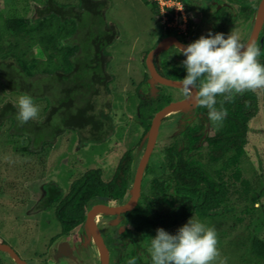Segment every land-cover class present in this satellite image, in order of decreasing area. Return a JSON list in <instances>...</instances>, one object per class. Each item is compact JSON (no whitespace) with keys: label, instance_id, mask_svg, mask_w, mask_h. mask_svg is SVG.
<instances>
[{"label":"trees","instance_id":"obj_1","mask_svg":"<svg viewBox=\"0 0 264 264\" xmlns=\"http://www.w3.org/2000/svg\"><path fill=\"white\" fill-rule=\"evenodd\" d=\"M30 1L44 6L37 10L36 17H27ZM76 1L77 8L57 0H13L16 6L27 4L21 10L23 17L15 10L13 15H5L0 5V85L6 92L45 103L41 120L32 119L21 125L16 118L17 104L0 102V127L10 123L9 143L16 152H42L69 131L80 137L82 146L102 144L115 135L111 100L96 106L102 91L105 97L111 94L113 82L102 59L109 45L103 6L95 0ZM140 1L162 18L157 2ZM181 1L192 26L195 16H201L203 10L200 7L195 12L196 0ZM167 16L172 19L171 10ZM166 30L168 37L188 43L187 35H179L168 26ZM162 55L158 68L165 77L179 81L186 76L181 62ZM177 56L181 60L184 57ZM258 58L264 65V40ZM258 95V90L246 91L235 95L231 102L217 96V109L222 103L227 109V117L220 125L209 120L205 107L194 105L179 114L180 123L170 143L153 154L160 160L145 168L143 187H147V192L143 191L132 212L123 214V225L113 232L112 238L121 250L116 264H128L133 258L136 264H152L134 234L156 236L158 228L168 232L191 217L215 225L240 211L263 217L264 178L246 165L250 125L259 113ZM138 97L136 123L142 130V142L149 137L155 114L170 99L155 102L140 90ZM135 159L134 151L127 150L108 181L103 170L96 168L73 180L67 191L56 182L46 184L41 206L51 211L57 221V236L66 237L85 225L89 203L127 201L138 163ZM247 173H251V178H246ZM26 225L33 230L31 223ZM246 243L249 249L242 253V264H264V241L252 233L243 242L234 246L230 243L229 248L240 251ZM6 259L0 252V264Z\"/></svg>","mask_w":264,"mask_h":264},{"label":"rangeland","instance_id":"obj_2","mask_svg":"<svg viewBox=\"0 0 264 264\" xmlns=\"http://www.w3.org/2000/svg\"><path fill=\"white\" fill-rule=\"evenodd\" d=\"M57 1L62 4H75L76 8L79 7L76 0ZM210 1L199 0L201 5L208 4ZM251 1L256 5L260 0ZM95 2H100L103 6L101 13L105 20L109 45L106 47L107 54H104L102 59L105 62L107 74L113 78L110 85L111 94L105 97V92L102 91L96 106L99 108L105 100L113 101L111 115L114 120L115 136L102 144L82 146V143H79L80 137L75 132L69 131L58 138L53 146L45 148L42 152L29 154L16 152L14 146L9 143L10 123L0 127V242L11 245L23 258L30 259L36 264H102L96 242L88 235L89 229L85 225L64 237V241L69 242L75 250V259L55 260L54 251L58 242L52 244V240L59 234L60 228L52 213L40 211L41 201L45 196L44 186L56 182L67 191L73 180L86 171L96 168L103 170L104 178L108 181L113 177L120 159L127 150L134 151L137 163L148 144L147 140L140 142L142 130L136 123L139 103L137 88L144 82L148 71L145 67L148 54L164 38H167V25L164 24L163 18L155 16L152 8L146 7L140 0H95ZM18 4L16 6L13 0H0L1 9L5 15H13L15 10L18 16L23 17L21 10L27 4L24 2ZM43 7L40 3L30 1L27 17H36L37 10ZM200 19H202L201 16H195L193 25L187 28L189 43L199 39L195 38L194 32ZM243 25L242 29L232 31L238 34L241 43L246 41L245 36L252 33L254 21L251 20ZM207 31L202 28L203 35ZM162 54L176 58L179 53L177 49H171L167 53L154 57L152 60L154 68L159 63ZM155 71L159 75L156 68ZM171 91L181 93L180 89ZM258 93L259 113L250 125L246 165L264 178V89L258 90ZM20 96L6 92L0 85V102L12 101L18 105ZM33 103L39 106L38 115L33 120L39 121L44 117L45 103L42 101ZM191 105L189 103L178 107L174 112L165 116L155 144V151L170 143V137L178 127L177 114ZM154 150L147 165L156 164L160 160L157 154L153 155ZM136 169L135 166L134 173ZM245 176L251 178V173ZM143 191L147 192L146 186ZM132 197L133 194L127 201ZM234 198L231 200H235ZM261 207L262 218L252 212L240 211V213H231L216 225L203 223L206 227L214 228L217 234V248L220 257L214 264H219L220 260H225L226 264H242V253L249 249V245L246 243L240 251H238L239 248L235 251L231 250L229 246L230 243L234 246L237 242L245 241L250 233L264 241V197L261 199ZM118 217L123 219V215ZM116 218V215L103 214L98 223L107 238L113 264L117 263V256L121 250L120 247H116L117 242L113 240L112 235L114 230L124 223V219L118 221ZM193 220L198 221L196 218ZM27 222L31 223L32 231L29 230L30 226L26 225ZM187 222L170 229L168 233L176 234L177 230ZM134 236L141 247L148 252L150 239L155 236L151 234H134ZM148 254L150 255L149 252ZM5 264L16 263L7 259Z\"/></svg>","mask_w":264,"mask_h":264},{"label":"clouds","instance_id":"obj_3","mask_svg":"<svg viewBox=\"0 0 264 264\" xmlns=\"http://www.w3.org/2000/svg\"><path fill=\"white\" fill-rule=\"evenodd\" d=\"M180 55L186 57L181 66L186 76L178 81L181 94L198 107L208 109L211 122L220 125L227 117V109H217V96L231 102L237 94L264 89V65L258 62L260 48L255 43H241L238 34L211 32L187 46L177 45ZM17 120L21 125L37 117L39 106L28 95L18 98ZM214 228L193 220L192 217L176 234L163 228L150 239L152 264H214L220 257ZM128 264H136L135 258ZM219 264H226L220 260Z\"/></svg>","mask_w":264,"mask_h":264},{"label":"water","instance_id":"obj_4","mask_svg":"<svg viewBox=\"0 0 264 264\" xmlns=\"http://www.w3.org/2000/svg\"><path fill=\"white\" fill-rule=\"evenodd\" d=\"M222 6H227V4H222ZM264 22V0L261 3V7L259 10V16H258V22L255 30V34L253 37V40L251 43H254L257 34L259 33L262 24ZM182 45L187 46L188 43H183L176 38L167 37L164 38L155 49H153L147 56L146 59V66L148 68L149 74L152 77L154 81L159 83L160 85L168 86V87H174L179 88L178 81L166 79L164 77H161L158 75L154 69V66L152 64V60L154 57L160 55L161 53H167L171 49H177L175 46ZM178 50V49H177ZM193 102L189 98L176 100L174 102H171L170 104L166 105L164 108H162L155 116L152 129L150 131L149 137H148V144L146 147V150L141 156L140 162L137 166L135 177H134V183L131 190L130 196L133 194V197L129 201H125L123 203H117V202H111L109 200H102L94 202V204L89 203V210L86 215V222L85 227L89 229V236L94 238V241L101 249V259L102 264H110V250L107 246L106 240L104 238V235L102 233V230L99 226V218L98 213L100 212L101 208L108 207L111 208L114 212L120 213L115 214L118 218L119 215L126 214L128 212H132L138 205L139 199L142 195V185H143V179L145 175V168L147 165V162L149 160V157L154 149V146L156 144V141L158 139L160 125L162 122V119L167 116V113L175 108L181 107L183 105L189 104ZM119 219V218H118ZM122 230H120L121 232ZM65 246L68 250V252L65 254L62 251V247ZM0 252L4 253L5 255L10 256L13 261L16 264H28L24 260H22L19 255L16 253V251L8 244L1 243L0 242ZM63 254V255H62ZM54 258L56 261H59L60 258H68V259H75L74 256V250L70 246L68 242H62L58 246V248L54 251Z\"/></svg>","mask_w":264,"mask_h":264},{"label":"flooded vegetation","instance_id":"obj_5","mask_svg":"<svg viewBox=\"0 0 264 264\" xmlns=\"http://www.w3.org/2000/svg\"><path fill=\"white\" fill-rule=\"evenodd\" d=\"M196 1L197 2H196L195 12H198V9L200 7L203 10V13H201V18L202 19H200V23L198 24V26H197V28L195 29V32H194V35H195V38L196 39L197 38H200V36L203 35L202 28H205V29L208 30L203 35L205 37H207L208 36V33L211 32L213 35H215L216 33H223L225 35V38H226L234 29L240 30V29L243 28V26H244L243 24H247L249 21L253 20L254 21V27H253L252 33L250 35H248V36H245V40L246 41L243 44L247 45L248 43L252 42L253 37H254V34H255L257 22H258L259 10H260L261 3H262L263 0H260L256 5L252 4V1L251 0H211L210 2H208V4H205V5H201V2H199V0H196ZM224 3L227 4L228 7L227 6H222V4H224ZM214 14L215 15H218L219 17L218 18L217 17H212ZM263 31H264V22H263L262 27H261V29H260L259 33L257 34V37H256V39L254 41V43L259 48H261L262 43H263V40H264ZM166 37H168V36H166ZM188 44H190V43L188 42ZM178 58L179 57L174 58L175 62H182L183 61L180 58L179 59ZM182 59H184V57ZM257 59L260 60L259 58H257ZM145 67H146V70H148V68L146 66V61H145ZM155 68L158 70L159 75L161 77H164V78L168 79L159 70L158 64H157V66ZM172 89H180V88H174V87H168V86L160 85L159 83H157L156 81H154L152 79V77L149 74V71H147V73L145 75L144 82L137 88V96H138V92L140 90L145 96L149 97V99H151V100H153L155 102L163 103V102H165L164 100L170 99L169 102L164 103V105L162 106V108H164L166 105L170 104L171 102H174V101L180 100V99H185V97L181 93L173 92V91H171ZM138 99H139V97H138ZM102 104H103V101H102V103H101V105L99 107H101ZM191 104L192 105L190 107H193L195 105L194 102L193 103L191 102ZM111 106H112V109H113V101L112 100H111ZM112 113H113V111H112ZM156 114H155V116H156ZM179 114H177L178 124L180 123ZM154 118L152 120L151 129H152V126H153ZM161 126H162V122H161L160 128H161ZM115 133H116V131H115ZM158 138H159V135H158ZM146 140L148 141V138ZM154 149H155V146H154ZM152 153H153V151H152ZM140 159H141V157H140ZM139 162H140V160H139ZM139 162L137 164H139ZM143 188L144 187L142 185V193H143ZM41 205H42V201H41ZM40 211L52 213L51 211H49L48 209H44L43 207H42V209ZM120 230H122L121 231V234H122L123 233V229L121 228ZM103 235H104V238L106 240L107 246L109 248L107 238L105 237V234H103ZM64 237L65 236H62V235H60V236H57L56 235L55 238H53V240H52V244H55V243L58 242L56 244L57 245L56 248H58V246L60 245V243H62L65 240ZM125 243H128V241H126ZM109 250H110V248H109ZM16 253L26 263H28V264H36L35 262L31 261L30 259L23 258L18 253V251H16ZM5 258H7V257H5ZM7 259H8V261L10 260V261L14 262L12 260V258H7ZM110 260L112 261L111 256H110ZM5 261H4V264H5Z\"/></svg>","mask_w":264,"mask_h":264},{"label":"built area","instance_id":"obj_6","mask_svg":"<svg viewBox=\"0 0 264 264\" xmlns=\"http://www.w3.org/2000/svg\"><path fill=\"white\" fill-rule=\"evenodd\" d=\"M157 2L164 24L177 31L179 35H186L189 26V17L186 6L181 0H154ZM171 10L172 19L167 16Z\"/></svg>","mask_w":264,"mask_h":264},{"label":"bare ground","instance_id":"obj_7","mask_svg":"<svg viewBox=\"0 0 264 264\" xmlns=\"http://www.w3.org/2000/svg\"><path fill=\"white\" fill-rule=\"evenodd\" d=\"M176 109H177V108L170 110V111L167 113V115H168V114H171V113L174 112ZM103 214H106V215H115L116 212H114L111 208L103 207V208H101L100 212L98 213V218H100V216H102ZM96 246H97V248L99 249V250H98L99 256H101V249H100V247H99L97 244H96ZM62 251H63V253H65V254L68 252V250H67V248H66L65 246L62 247Z\"/></svg>","mask_w":264,"mask_h":264}]
</instances>
